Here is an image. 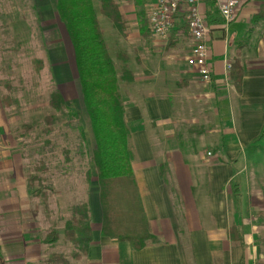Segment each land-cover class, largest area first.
<instances>
[{"label":"crops","instance_id":"0c3cea01","mask_svg":"<svg viewBox=\"0 0 264 264\" xmlns=\"http://www.w3.org/2000/svg\"><path fill=\"white\" fill-rule=\"evenodd\" d=\"M155 2L116 0L127 21L128 34L123 38L126 43L136 44L131 52L135 57L138 55L132 59L133 81L123 83L128 86V92L133 86L131 93L124 96L125 119L133 152L132 170L151 233L159 238L160 243L135 250L129 242L103 236L102 207L100 198H96L88 252L80 261L69 260L71 264H216L220 257L222 264H232L234 249L237 263L242 264L245 259V264H249L251 257H248L249 251L247 254V244L251 246L253 241L251 237L246 240L249 233L245 231L241 247H232L229 229L232 225L239 227L240 223L234 220L233 224L223 225L218 198L222 196L225 183L235 174L242 173L239 166H246L244 175L247 177L252 176L251 166L256 163L264 166V137L257 139L264 128V25L256 27L252 34L248 33L251 18L259 12L260 4L241 0L234 21L228 26L217 3L212 14L208 12L206 15L210 29V83L220 90L222 114L228 116L222 126L221 144L215 148V155L208 153L209 158H206L205 138L195 141L196 144L184 141L181 129L176 127L172 96L164 90L166 82L173 83L175 79L190 81L197 74L196 69L187 64L193 42L186 17L183 14L177 17V24L167 41L157 38L148 22L142 30L144 10L149 4L153 8ZM207 5L205 0L204 12ZM145 18L147 20L148 16ZM241 46L245 74L242 91L238 92L229 79V72ZM127 50L123 54L131 62V52ZM228 66H231L229 70ZM160 166L165 167L164 175L160 173ZM196 166H206L203 175L208 193L212 190V196L206 200L208 210L204 209L202 199L196 193L199 176ZM261 174L264 181V169ZM6 181L0 174V264H45L56 252L59 242L45 243L46 236H41L39 223L29 222L32 219L28 216L31 205L27 195L28 182L18 178L16 181L20 183L12 186ZM261 214L262 231H257L255 238L260 235L264 240V209ZM246 225L243 223L244 228L252 229L251 222ZM223 228L227 229L225 239L215 231ZM262 243L260 253L264 254ZM243 245L247 249L242 252ZM69 248L71 254V243Z\"/></svg>","mask_w":264,"mask_h":264},{"label":"rangeland","instance_id":"374dc122","mask_svg":"<svg viewBox=\"0 0 264 264\" xmlns=\"http://www.w3.org/2000/svg\"><path fill=\"white\" fill-rule=\"evenodd\" d=\"M147 8L150 9L151 4ZM148 9L144 10V17L149 15ZM101 21L119 74L125 66L133 74L132 59L138 55L135 57L131 51L136 44L126 43L125 37L107 19L101 18ZM127 49L131 52V62L123 57ZM120 84L124 103V96L131 93L133 86L128 92V86ZM164 88L172 96L176 127L181 129L184 141L196 144L195 141L205 138L206 158H209L208 153L215 155V148L223 140L222 126L228 117L227 113L222 114L220 90L210 82H204L198 73L190 81L166 82ZM225 89L228 92L226 86ZM56 91L61 92L66 105L74 112H58L52 106V95ZM50 116L55 118L54 124H48ZM50 127L53 129L48 133ZM95 150L74 50L58 17L56 0H0V174L7 180L5 183L11 182L12 186L20 183L16 181L18 178L28 182L27 195L31 204L28 216L32 219L29 222L39 223L42 237L57 232L59 243L55 253L66 255L71 251V241L65 230L75 209L90 206L92 228L93 202L100 198L93 161ZM196 168L201 175V178L196 176V193L202 199L204 209L208 210L206 200L212 196V190L208 193L203 175L206 166ZM241 169V174H235L223 186L222 196L218 198L219 212L224 226L235 220L240 223L243 239L245 231L249 233L246 240L251 237L253 241L251 246L247 244V254L249 251L248 257H251L249 264H264V254L260 253L264 240L260 235L255 238L257 231H262L264 181L261 171L264 166L260 163L251 166V177L244 175L245 165L239 166ZM250 222L252 229L244 228L243 223ZM215 231L220 232L221 239L228 237L227 229ZM247 246H242V252ZM232 247L235 248L233 243ZM237 258L232 249V264H239ZM220 259L217 258L216 264H222Z\"/></svg>","mask_w":264,"mask_h":264},{"label":"trees","instance_id":"16d2710c","mask_svg":"<svg viewBox=\"0 0 264 264\" xmlns=\"http://www.w3.org/2000/svg\"><path fill=\"white\" fill-rule=\"evenodd\" d=\"M253 1L259 3L260 8L251 18L252 26L248 31L250 34L259 25H264V0ZM207 3L205 17L208 12L212 14L216 7L215 0H207ZM56 10L74 50L83 103L96 143L93 161L100 188L103 213L102 235L129 242L135 250L160 243L159 238L151 233L132 170L130 130L125 121L120 83L132 82L134 77L127 66L123 69V73L119 74L118 65L106 41L101 18L107 19L122 37L128 34L127 21L115 0H56ZM142 16V30H145L148 19L146 21L144 15ZM242 50L243 46L237 50L229 72V79L238 92L242 91L245 74L241 60ZM123 57L127 60L126 55L123 54ZM51 104L58 112L64 110L69 113L74 112L68 108L60 91L52 95ZM54 122L55 118L50 116L48 124ZM52 129L50 127L48 133H51ZM263 137L264 128L257 138L258 141ZM164 169V166H160L161 175H164ZM233 195L237 196L235 191ZM229 233L235 246L242 245L243 236L240 227L232 225ZM65 235L71 241L72 253L69 256L54 253L45 264H71L69 257L76 261L87 254L92 241L88 204L73 211ZM58 240V234L54 232L45 239V243H55ZM242 264H245V259Z\"/></svg>","mask_w":264,"mask_h":264},{"label":"built area","instance_id":"2783aa9c","mask_svg":"<svg viewBox=\"0 0 264 264\" xmlns=\"http://www.w3.org/2000/svg\"><path fill=\"white\" fill-rule=\"evenodd\" d=\"M215 1L225 25H230L241 6V0ZM204 3L205 0H156L147 19L153 35L167 41L177 24V17L185 15L193 42L187 64L196 69L204 82H210L212 79L208 43L210 29L206 22ZM230 68L231 66H228V70Z\"/></svg>","mask_w":264,"mask_h":264}]
</instances>
